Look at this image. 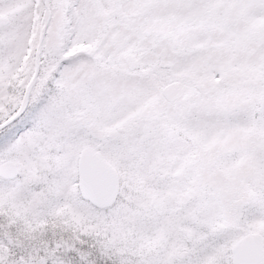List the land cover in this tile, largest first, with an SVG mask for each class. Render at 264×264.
<instances>
[{
    "label": "snow or ice",
    "instance_id": "1",
    "mask_svg": "<svg viewBox=\"0 0 264 264\" xmlns=\"http://www.w3.org/2000/svg\"><path fill=\"white\" fill-rule=\"evenodd\" d=\"M0 264H264V0H0Z\"/></svg>",
    "mask_w": 264,
    "mask_h": 264
}]
</instances>
